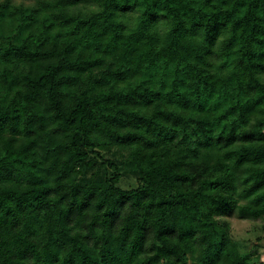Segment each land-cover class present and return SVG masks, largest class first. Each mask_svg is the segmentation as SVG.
Listing matches in <instances>:
<instances>
[{"label": "trees", "instance_id": "trees-1", "mask_svg": "<svg viewBox=\"0 0 264 264\" xmlns=\"http://www.w3.org/2000/svg\"><path fill=\"white\" fill-rule=\"evenodd\" d=\"M234 210L264 228V0H0V264H264Z\"/></svg>", "mask_w": 264, "mask_h": 264}, {"label": "rangeland", "instance_id": "rangeland-1", "mask_svg": "<svg viewBox=\"0 0 264 264\" xmlns=\"http://www.w3.org/2000/svg\"><path fill=\"white\" fill-rule=\"evenodd\" d=\"M30 2L31 0H17ZM133 179H125L124 187L133 183ZM224 220L229 224L234 240L239 243L244 251L254 252L258 248L263 254L264 260V228L262 219L241 217L236 210L225 216ZM262 237V240H259Z\"/></svg>", "mask_w": 264, "mask_h": 264}]
</instances>
